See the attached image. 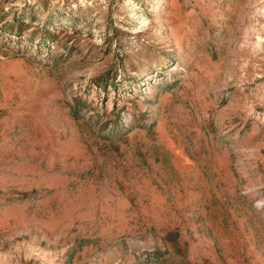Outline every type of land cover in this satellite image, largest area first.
<instances>
[{
	"label": "rangeland",
	"instance_id": "obj_1",
	"mask_svg": "<svg viewBox=\"0 0 264 264\" xmlns=\"http://www.w3.org/2000/svg\"><path fill=\"white\" fill-rule=\"evenodd\" d=\"M0 264H264V0H0Z\"/></svg>",
	"mask_w": 264,
	"mask_h": 264
}]
</instances>
